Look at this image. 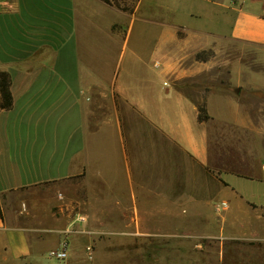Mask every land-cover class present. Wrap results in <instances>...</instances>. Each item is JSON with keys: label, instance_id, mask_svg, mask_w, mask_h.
<instances>
[{"label": "crops", "instance_id": "0c3cea01", "mask_svg": "<svg viewBox=\"0 0 264 264\" xmlns=\"http://www.w3.org/2000/svg\"><path fill=\"white\" fill-rule=\"evenodd\" d=\"M114 3L0 0V264H264V0Z\"/></svg>", "mask_w": 264, "mask_h": 264}, {"label": "rangeland", "instance_id": "374dc122", "mask_svg": "<svg viewBox=\"0 0 264 264\" xmlns=\"http://www.w3.org/2000/svg\"><path fill=\"white\" fill-rule=\"evenodd\" d=\"M115 3L114 4H117V3H120L122 4L123 6H126V7H132L134 6V1L135 0H113ZM52 39V47L55 48V45H59V41L58 39L56 38H51ZM40 42L39 41H33V42H29V47L27 48V45L24 47V48H21L22 51H28V50H34V49H37L35 48ZM47 45H50L48 43H46ZM3 47H5V49H7L8 51H10L9 53H11V45H7V44H2ZM16 46V43L14 44V47ZM51 47H47L46 49H50ZM244 48V49H242ZM44 49V51L46 50ZM229 50L231 51H234V50H237V51H241V50H244V52L248 55L249 59L252 58L253 55L251 54H254L255 55V50L253 48H250V47H246V46H241V45H237V46H234V47H230ZM48 52V51H47ZM41 54V53H40ZM44 54V53H43ZM205 55H209V51H205L204 52ZM119 61V58L117 60V62ZM9 67V66H8ZM109 236L108 234H99V240H100V245H99V264H113L114 261H110V256L114 255L115 253V256H120L118 258V261L115 262L114 264H123V258H122V249H116V248H112L111 247V243L108 241L109 240ZM150 251V250H149ZM51 259H53L51 257ZM56 258H54L55 260ZM149 260H151V264H154V262L152 261L154 258H151L149 257L148 258ZM58 260V259H57ZM59 261H64V260H59ZM116 261V260H115ZM53 262V261H51ZM63 264V262H61Z\"/></svg>", "mask_w": 264, "mask_h": 264}, {"label": "trees", "instance_id": "16d2710c", "mask_svg": "<svg viewBox=\"0 0 264 264\" xmlns=\"http://www.w3.org/2000/svg\"><path fill=\"white\" fill-rule=\"evenodd\" d=\"M107 3H112V0H103ZM123 9V8H122ZM123 10H128L124 8ZM213 55V52H210V56ZM209 57V56H206ZM11 74L8 71L0 70V111L9 110L13 107V95L11 92ZM199 120L205 121L209 119V115L206 110L205 104L199 106Z\"/></svg>", "mask_w": 264, "mask_h": 264}, {"label": "built area", "instance_id": "2783aa9c", "mask_svg": "<svg viewBox=\"0 0 264 264\" xmlns=\"http://www.w3.org/2000/svg\"><path fill=\"white\" fill-rule=\"evenodd\" d=\"M80 221H85V218L81 217ZM67 250H68V242L63 241L58 249H54L49 252V256L52 258H56L58 260H65L67 258Z\"/></svg>", "mask_w": 264, "mask_h": 264}]
</instances>
